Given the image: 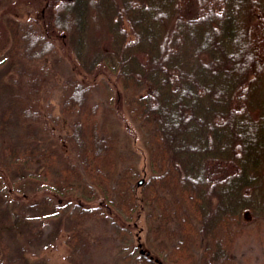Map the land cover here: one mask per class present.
Wrapping results in <instances>:
<instances>
[{
  "label": "trees",
  "instance_id": "1",
  "mask_svg": "<svg viewBox=\"0 0 264 264\" xmlns=\"http://www.w3.org/2000/svg\"><path fill=\"white\" fill-rule=\"evenodd\" d=\"M11 3L0 0L9 37L1 61L16 74L4 87L15 105L8 109L44 134L35 137L37 159L50 150L54 176L32 173L27 151L1 146L0 231L30 233V210L61 200L76 203L78 220L142 215L148 249L129 264H237V240L264 219V0H42L39 15L25 20L9 14ZM57 39L80 75L60 85V116L49 103L39 107ZM103 73L120 85L118 104L143 137L148 177L140 185L134 150H120L89 103ZM34 180L44 188L40 202L21 201ZM13 190L21 195L10 199Z\"/></svg>",
  "mask_w": 264,
  "mask_h": 264
},
{
  "label": "rangeland",
  "instance_id": "2",
  "mask_svg": "<svg viewBox=\"0 0 264 264\" xmlns=\"http://www.w3.org/2000/svg\"><path fill=\"white\" fill-rule=\"evenodd\" d=\"M41 3L42 0H12L9 4V14L18 20H25L30 15L38 16ZM2 19L0 17V113H4L8 121L2 132L4 136L0 135V149L6 143L10 148L17 149L19 155L27 151L28 154L30 153L28 155L30 171L40 177L46 176L50 179L54 176L53 167H47L48 162H51L50 150L46 154L49 159L45 162L37 159L38 153L43 151L39 149L40 146L35 137L39 135L42 137L44 134H38L34 126L28 127L27 124L19 123L13 110L8 109L15 105L9 100L5 84L8 82L9 75L16 76V74L8 61L3 63L1 61L9 41V37L4 35L5 28H3ZM56 44L59 54L45 59V63L52 69L53 76L52 83L47 88L48 92L39 101V107L42 108L49 103L52 114L60 116V85L64 79L71 76L80 78V75L73 70L72 60L62 50L60 40L57 39ZM119 89L120 85L117 84L114 76L111 73H103L94 81L89 103L98 105L99 118L118 135L120 150L126 151L128 147L134 150L139 169V175L134 182L137 183L139 179L142 178L144 181L148 177L145 169L143 137L126 106L118 104L117 91ZM67 131V122L62 118L59 128L55 129L54 139V145L56 144L60 151L66 148L64 137ZM123 154L127 158L124 152ZM131 155L128 153L129 158ZM122 167L123 165L119 164V170ZM55 169H58L57 165ZM24 182H17L15 187L21 189L28 187L23 184ZM31 187L34 189H27L23 192V195L28 193L29 198L26 199L24 195V198H20L21 201L28 202L34 199L36 200L34 203L40 202L44 188L35 180L34 186ZM20 195L21 192L13 190L9 197L13 199ZM90 204L94 206L96 202ZM76 212L78 213L76 203H65L61 200L58 207L52 210L40 212L30 210L29 217L32 216L30 233L25 228L17 234L0 231V264H129L138 251L143 252L148 249L142 215L129 222L104 215H93L78 220L75 217ZM245 221L248 226L253 224L249 214L245 216ZM233 256L237 264H264V219L261 227L252 228L250 232L237 240Z\"/></svg>",
  "mask_w": 264,
  "mask_h": 264
},
{
  "label": "water",
  "instance_id": "3",
  "mask_svg": "<svg viewBox=\"0 0 264 264\" xmlns=\"http://www.w3.org/2000/svg\"><path fill=\"white\" fill-rule=\"evenodd\" d=\"M142 181H143V179L141 178V179H139L138 181H137V184L138 185H140L141 183H142ZM142 252V251H141Z\"/></svg>",
  "mask_w": 264,
  "mask_h": 264
}]
</instances>
